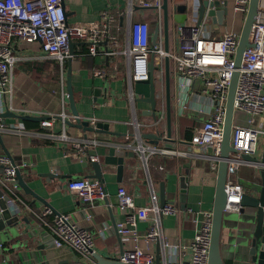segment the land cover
Listing matches in <instances>:
<instances>
[{
  "label": "crops",
  "instance_id": "obj_1",
  "mask_svg": "<svg viewBox=\"0 0 264 264\" xmlns=\"http://www.w3.org/2000/svg\"><path fill=\"white\" fill-rule=\"evenodd\" d=\"M181 1L171 0V4ZM196 2L188 0L184 4L182 1V8L175 11L172 8L173 25L198 21ZM127 3L128 0H62L69 24L97 22L103 10L111 12L115 18L111 28L123 48L128 34ZM199 3L200 0L198 6ZM175 13L182 18L181 22L174 18ZM147 16L148 12L140 8H134L131 14L135 21ZM148 22L152 36L156 24L150 19ZM212 36H220V31L213 28ZM11 41L17 59L12 66L11 91L0 96V114H3L0 116L3 124L0 128V154L11 158L21 171L22 180L36 195L21 187L17 189L22 200L16 201L20 220L15 226L0 229V264H99L93 256L92 261L83 260L71 247L53 243L54 234L49 224L56 212L68 213L74 224L91 234L96 255L119 260L120 240L115 227L118 221L124 220L126 210L118 206L117 192L122 189L132 196L136 206L148 207L159 205L161 184L166 203L178 209L175 214L163 216L160 222L162 235L171 242L189 244L202 217L201 211L212 210L215 193L217 168H212L215 161L213 149L185 142L192 136L194 128L214 112L208 86L198 79L182 80L173 69L170 70L169 62L171 140L144 138L143 141L150 146L176 149L180 153L173 156L159 152L151 154L146 167L135 154L134 159H125L121 176L117 175L115 165L102 164L106 200L96 199L88 203L66 188L68 179L91 178L94 173L92 161L77 158L79 152L75 144L87 142L85 152L96 155V161L103 163L112 144L135 143L137 122L143 126L140 133L151 132L165 137V90L163 102L156 98L154 88L153 102L137 93L134 82L127 80L128 58L124 53L114 61L111 57L92 55L84 41L72 40V52L59 62L46 57L38 41L29 42L17 37ZM176 43V37L172 36L169 47ZM99 46L104 47L105 43ZM95 69L104 70V75H95ZM68 78L76 115L68 102ZM50 114L56 115L52 121L55 136L47 135L40 125L41 119ZM160 117L163 118L159 121ZM92 119L97 120L96 123H105L106 128L96 130ZM244 119V114L234 112L232 124L243 123ZM16 122L22 124L23 130L11 126ZM257 123L264 130V116L257 117ZM263 153L264 142L258 145L254 157L260 160ZM259 174L256 164L242 163L233 177L235 181L242 179L243 186H246L251 180L259 182ZM182 183L186 192L184 208L180 206ZM0 191L8 194L1 184ZM45 207L53 211L42 216L47 224L39 217ZM153 215L148 210L146 218L136 220L139 232L149 228ZM153 250L159 264H163L164 258L170 254L160 242L153 244ZM224 262L234 264L226 254Z\"/></svg>",
  "mask_w": 264,
  "mask_h": 264
},
{
  "label": "built area",
  "instance_id": "obj_2",
  "mask_svg": "<svg viewBox=\"0 0 264 264\" xmlns=\"http://www.w3.org/2000/svg\"><path fill=\"white\" fill-rule=\"evenodd\" d=\"M169 1L168 34L169 40L175 35L177 43L169 47L167 53L163 49L162 29V0H128L126 14L128 15V34L125 47H121L116 33L111 25L114 15L103 10L100 19L93 23L69 24L66 21L62 0H0V96L9 93L12 86V66L17 59L13 53L12 38L17 37L25 41H38L46 57L55 58L63 62L69 56V41L80 40L87 44L88 52L92 55L111 57L114 61L120 53L128 58L127 80L132 83L136 80H153L155 96L162 99L163 88V58L169 57L170 70L182 80H201L208 86V94L214 102V112L194 128L190 142L213 149L215 161L213 169L217 168L222 130L225 113V103L228 85L234 72V56L241 29L244 23L249 0H219V5H207L198 21L183 25L172 23V4ZM212 1V0H208ZM198 11V0L194 4ZM134 8L143 9L154 14L157 26L155 42L152 43L150 24L147 19L132 20ZM224 9L220 23L211 22L208 9ZM213 28L220 31V36H212ZM251 47H246L238 70V79L234 95V112L245 115L243 123L232 124L230 143L235 152L228 162V177L224 189L225 209L236 210L239 207L243 187L232 177L242 163L241 154L254 156L258 148V138L264 136V130L259 127L257 117L264 116V0H259L257 16L253 21L249 35ZM105 43L104 47H100ZM150 65L152 68H150ZM95 75H104V70L95 69ZM181 86L185 84L181 82ZM133 99V95H130ZM163 102V99L161 100ZM163 114V113H161ZM54 114L42 118L40 125L49 136H55L52 129ZM163 117L159 118V121ZM95 125L97 120L92 119ZM145 125V124H144ZM13 128L21 131V123H14ZM3 124L0 123V128ZM143 127L136 123L135 143L126 144L139 156L144 166H147L149 155L159 152L173 156L180 152L176 149L150 146L140 138L139 129ZM64 136V134H62ZM78 149L77 158L96 161L97 156L87 154L85 149L88 143L75 144ZM264 169V162L256 164ZM0 184L8 191L7 203L12 205V212L19 213L16 201H21L17 194L19 184L16 178L17 165L6 154H0ZM66 188L84 202L105 200L107 192L103 181L97 178L76 177L66 181ZM118 206L125 209V218L116 223V228L122 242V250L118 254L119 260L130 264H154L155 255L153 244L160 242L169 250L168 258L163 264H207L208 249L211 235L210 210L201 211V219L190 243L171 242L162 235L160 222L163 216L175 214L172 204L166 203L162 207L157 204L138 207L132 196L122 189L117 192ZM184 208V207H182ZM154 215L152 223L145 232L136 228V220L147 217V211ZM53 213L51 208L45 207L39 217L45 222L43 215ZM47 224V222H45ZM53 234V243L56 246H69L77 251L83 260L92 261L94 253L93 237L84 228L74 224L68 213L56 212L52 223L49 224ZM1 247V243H0ZM165 252V251H164Z\"/></svg>",
  "mask_w": 264,
  "mask_h": 264
},
{
  "label": "water",
  "instance_id": "obj_3",
  "mask_svg": "<svg viewBox=\"0 0 264 264\" xmlns=\"http://www.w3.org/2000/svg\"><path fill=\"white\" fill-rule=\"evenodd\" d=\"M259 0H249L248 8L245 15L244 23L239 36L237 50L234 56L235 70L230 79L228 85L227 97L225 103L224 122L222 130V141L219 151V159L217 165L216 179H215V193L212 207L211 217V235L210 244L208 249L207 264H225V254L229 259L233 260L234 264H264V169L260 168V180L259 182L251 180L250 184L243 186V192L239 207L236 210L225 209V183L228 177V162L231 154L235 152L234 147L230 143L231 131H232V120L234 114V95L235 88L238 79V70L242 54L246 47H251L252 43L249 41L248 35L253 21L257 16ZM219 5V0H200L199 3V19L203 15L206 6ZM174 9V5L172 6ZM162 29H163V49L167 53L169 50V34H168V18H169V1L162 0ZM175 11V10H174ZM208 15L211 16L212 22L220 23L223 18L224 9H208ZM174 18L181 22L182 18L175 13ZM157 26L154 29L152 35V43L155 42ZM73 41H69V53L72 52ZM164 63V90H165V119L167 126V135L165 137L158 136L151 132H141L140 138H157L161 140H171L170 138V127H171V97H170V82H169V57L165 54L163 58ZM150 68L152 66L150 65ZM70 70H68L69 72ZM134 88L137 93L147 97L153 102V80L150 76L147 80H136L134 81ZM67 92L68 102L71 111L74 115L77 114V109L74 104V97L71 89L70 78L67 79ZM3 116V114H0ZM106 128V124L103 122L96 123V130L100 128ZM89 129H92L89 127ZM188 144H192L190 140L185 141ZM135 151L129 148L126 144H112L107 154L103 158V163L100 161H92L91 164L94 169V173L91 174V178L102 179V164L115 165L118 176L122 175L125 167L126 158H135ZM240 158L245 160L247 164H257L264 162V153L260 160L254 156L248 154H241ZM16 178L19 187L23 188L26 192H30L36 195L32 189L22 180L21 171L19 168L16 169ZM184 178H181L183 181ZM184 183V182H183ZM182 183V189L180 194L181 207L185 206V185ZM161 194L159 207L166 204L165 198L163 197V184H161ZM9 195L0 191V229L5 227L15 226L20 220L18 214L12 212V205L7 203ZM106 200V199H105ZM116 229V227H115ZM117 231V229H116ZM118 234V233H117ZM120 240V252L122 250L121 238ZM94 257L98 260L99 264H130L121 260H109L100 257L93 253ZM154 264H159V258L155 257Z\"/></svg>",
  "mask_w": 264,
  "mask_h": 264
},
{
  "label": "rangeland",
  "instance_id": "obj_4",
  "mask_svg": "<svg viewBox=\"0 0 264 264\" xmlns=\"http://www.w3.org/2000/svg\"><path fill=\"white\" fill-rule=\"evenodd\" d=\"M183 1V3L185 4L186 2H188V0H182ZM181 1V2H182ZM181 2H176V3H172L173 5H174V10H178L179 8H182L183 7V5H182V3ZM148 18V19H147ZM146 19L147 20H154V14H149L147 17H146ZM207 23H209V20H207ZM171 26H173V23H171ZM175 36V35H174ZM264 142V137L263 136H259V138H258V145L260 144V143H263ZM232 180L233 181H235L236 179H235V177H232ZM240 185H243L244 184V182H243V180L242 179H239L238 181H237Z\"/></svg>",
  "mask_w": 264,
  "mask_h": 264
}]
</instances>
